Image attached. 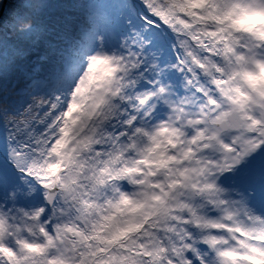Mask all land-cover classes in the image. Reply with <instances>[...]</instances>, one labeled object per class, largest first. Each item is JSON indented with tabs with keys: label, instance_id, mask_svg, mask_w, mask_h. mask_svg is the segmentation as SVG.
Returning a JSON list of instances; mask_svg holds the SVG:
<instances>
[{
	"label": "snow or ice",
	"instance_id": "snow-or-ice-1",
	"mask_svg": "<svg viewBox=\"0 0 264 264\" xmlns=\"http://www.w3.org/2000/svg\"><path fill=\"white\" fill-rule=\"evenodd\" d=\"M0 264H264V0H0Z\"/></svg>",
	"mask_w": 264,
	"mask_h": 264
},
{
	"label": "trees",
	"instance_id": "trees-1",
	"mask_svg": "<svg viewBox=\"0 0 264 264\" xmlns=\"http://www.w3.org/2000/svg\"><path fill=\"white\" fill-rule=\"evenodd\" d=\"M5 6H7V0L5 1Z\"/></svg>",
	"mask_w": 264,
	"mask_h": 264
},
{
	"label": "water",
	"instance_id": "water-1",
	"mask_svg": "<svg viewBox=\"0 0 264 264\" xmlns=\"http://www.w3.org/2000/svg\"><path fill=\"white\" fill-rule=\"evenodd\" d=\"M6 1V0H5Z\"/></svg>",
	"mask_w": 264,
	"mask_h": 264
}]
</instances>
